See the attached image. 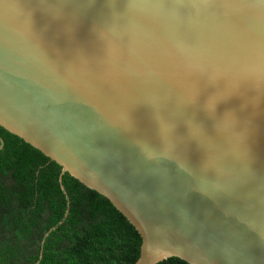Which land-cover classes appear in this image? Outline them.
I'll return each mask as SVG.
<instances>
[{
    "label": "water",
    "instance_id": "water-1",
    "mask_svg": "<svg viewBox=\"0 0 264 264\" xmlns=\"http://www.w3.org/2000/svg\"><path fill=\"white\" fill-rule=\"evenodd\" d=\"M0 126L110 201L134 264H264V0H0Z\"/></svg>",
    "mask_w": 264,
    "mask_h": 264
},
{
    "label": "trees",
    "instance_id": "trees-1",
    "mask_svg": "<svg viewBox=\"0 0 264 264\" xmlns=\"http://www.w3.org/2000/svg\"><path fill=\"white\" fill-rule=\"evenodd\" d=\"M0 138V264L138 260L142 238L109 200L68 173L65 193L59 164L1 126ZM158 264L188 263L169 258Z\"/></svg>",
    "mask_w": 264,
    "mask_h": 264
}]
</instances>
